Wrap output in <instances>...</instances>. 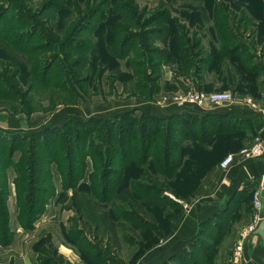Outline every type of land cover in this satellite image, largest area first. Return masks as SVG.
I'll list each match as a JSON object with an SVG mask.
<instances>
[{"label": "rangeland", "instance_id": "1", "mask_svg": "<svg viewBox=\"0 0 264 264\" xmlns=\"http://www.w3.org/2000/svg\"><path fill=\"white\" fill-rule=\"evenodd\" d=\"M88 1L93 2L60 0L33 15L42 25L38 30L26 29L25 42L44 41L42 33L48 28L55 39L48 42L45 53L56 52L59 57L50 61L48 85L37 84L32 90L29 58L12 39L16 33L10 28L12 21L33 25L26 11L43 10V0H13L1 14L0 143L9 142L14 134L23 140L49 128L43 139L54 140L66 132V125L69 131L75 128L82 133L103 128L105 122L98 120L107 119L115 120L119 137L126 121L120 114L145 113L155 117L152 125L172 126L179 141L171 147L172 169L161 173L149 159L144 166H129L127 173L119 170L117 181L157 187L154 192L164 191L168 199L153 202L122 189L116 202H98L85 187L93 170L89 155L84 158V174L70 189L63 188L57 163L52 162L48 176L52 196L28 229L17 219L13 169L8 167L4 176L0 170V183L7 182L3 192L13 233L10 244L0 245V264H25L30 259L34 264H142L148 249L168 240L180 219L201 208L209 216L198 222L183 249L159 264H235L239 234L254 223L255 190L235 187L220 202L214 195L211 198L205 183L214 169L223 170L219 163L225 155L254 140L255 119L230 114L239 120V127L224 136L218 122L230 118L211 113L226 112L211 111L212 104L202 111L191 102L180 107L177 99L196 90L230 91L264 108V0H122L119 4L109 0L75 27L72 20L84 12ZM19 151L12 154L14 159ZM83 156L78 157V166ZM40 163L49 164L44 159ZM214 201L218 206L213 211ZM242 212L250 213L248 220H242ZM75 228L85 238L73 234ZM84 241L102 247L101 261L91 262L98 251L88 249Z\"/></svg>", "mask_w": 264, "mask_h": 264}, {"label": "trees", "instance_id": "2", "mask_svg": "<svg viewBox=\"0 0 264 264\" xmlns=\"http://www.w3.org/2000/svg\"><path fill=\"white\" fill-rule=\"evenodd\" d=\"M59 1L60 0H43L42 6H44V9L41 11H32L28 8L26 12L27 14H31L28 18H33V25L12 21L14 24L11 25L10 32L14 31L16 36L14 37L13 35V37H9L17 41L20 50L29 58L33 71L32 77L29 78L30 90L37 84H42L43 87L48 85L46 73L49 65H51L50 61L58 58L59 54L56 52L53 53V55L51 53H45L48 42L51 44L55 39V35H52L50 29H44V33H42V37L44 38V41H42L43 43H36L37 41L33 43L25 42L28 31H24L26 29L38 30L37 27L39 25L41 26L42 23L35 19L33 15H39L51 6H56L59 4ZM120 1L122 0H118L117 3L119 4ZM108 2L109 0H93L92 3L88 1V6L84 12L80 13L72 20L74 26L76 27L79 23L82 24L83 21L87 22L89 16L99 12L100 8ZM11 3H13V0H0V17ZM123 5L125 7L128 6L125 3H123ZM133 12L134 14L138 13L135 10ZM141 20L142 22H147V18H142ZM261 34H263V31ZM8 35H6V37ZM19 37H21V39ZM5 92L9 94V91ZM1 94H3V89L1 90ZM120 115L122 118L125 117L126 121L125 128L121 129V135H119V137L115 132L117 129L115 127V120L107 119L98 120L100 122H105L103 128L99 127V129H95L93 127L90 128L91 131H82V133L80 131H74L76 130L75 128L73 131H69V125H66V132L59 133V136L54 140H50L49 138L43 139L44 137L42 135L51 132L49 128L42 132H34L29 136H23V140H28L27 143L19 139V136L16 134L8 139L9 142L2 141V143H0V170L4 176L8 167L13 169L17 219L23 228L31 229L33 227L36 218L43 211L48 198L52 196L53 186L50 179H48V176L52 172V162L57 163L58 172L62 175L63 188L70 189L76 187L78 180L84 174V158L89 155L93 162V170L89 174L88 186L85 187H88L90 196L98 202H116L122 189L141 194L142 198L145 196L147 200L153 202L157 200L164 202L168 199L165 194L163 195L164 191L154 192L157 187L148 188L137 185L134 184V180L130 183L126 182L121 184L117 181V176L120 173L119 170H121L122 173H127L126 171L129 166H144L149 159L153 160V164L158 168L159 172L165 174L170 172L173 160L171 147L177 145L179 142L178 139L174 137L172 126L170 124L163 125L162 127L152 125L155 117L145 113H142L140 117L129 112ZM211 116H225L230 118L228 122L223 120H221L222 122H218V124H222L219 128L224 129V136L227 132H233L239 127V120L232 118L229 113H211ZM72 123L77 124L78 122L72 121ZM138 126L140 127L139 129H137ZM42 140H46L45 143H41L40 141ZM241 148L242 147H239L235 151ZM16 149H20V151L18 158L14 159L12 154ZM80 155H84L82 157L83 163L78 166L77 160ZM42 159L48 161V166L42 167L40 163ZM120 160L123 161V164L121 163L122 165H118V161ZM114 175L116 177L112 179ZM151 180V178H147L146 181L151 182ZM6 183L7 182L4 184L0 183V245L10 244L13 235L9 227L10 218L7 198L4 196L3 192V185L7 188ZM126 193H128V191H126ZM128 195L130 194L128 193ZM76 197V192H74L71 196V200L75 202ZM73 225L76 226L75 223H73ZM75 233H77L79 238H85L80 229L75 228L73 234ZM73 234L71 235V233H69V239L72 238ZM84 242L87 243L88 249L96 248L98 251L92 259L90 258L91 262L94 263L92 260L101 261L100 255H102V247L94 242ZM73 243L74 245L78 244L75 240Z\"/></svg>", "mask_w": 264, "mask_h": 264}, {"label": "crops", "instance_id": "3", "mask_svg": "<svg viewBox=\"0 0 264 264\" xmlns=\"http://www.w3.org/2000/svg\"><path fill=\"white\" fill-rule=\"evenodd\" d=\"M193 108L202 111L204 107L197 105ZM261 109L262 107L253 108L248 104L224 103L215 105L211 108V111L220 113L226 112L238 117L247 116V118H253L255 119V131L264 135V115ZM205 184L207 185L206 191L209 190L208 193L211 192V198L214 195L220 202L225 201L231 195L235 187L241 189L245 186V189L249 191L256 189L260 190L262 213L264 214V152L260 156L254 158L237 157L227 168L223 170L214 169L207 176ZM205 193V190L201 191L202 195H205ZM216 203L217 202L214 201L213 204H211L213 205V211L216 206H218ZM190 212L191 213H188L178 221L172 236L168 240H164L144 253L142 264H159L170 254L183 249L188 243V240L194 235L198 222L207 218L210 214L208 210L202 208ZM241 216L243 218L242 220L246 221L249 219L250 213L242 212ZM241 263L264 264V243L258 235L253 234L246 242ZM18 264L23 263L20 262ZM25 264L34 263L32 259H30L29 263Z\"/></svg>", "mask_w": 264, "mask_h": 264}, {"label": "built area", "instance_id": "4", "mask_svg": "<svg viewBox=\"0 0 264 264\" xmlns=\"http://www.w3.org/2000/svg\"><path fill=\"white\" fill-rule=\"evenodd\" d=\"M178 106L183 107L184 103L191 102L194 105H198L200 107H204L208 104L219 105L224 103H241L248 104L253 108H261L260 105H257L250 97L241 98L238 94L227 91V92H205L203 90H196L192 92L184 93L178 99ZM243 101L245 103H243ZM262 114L264 115V108L261 109ZM264 152V135L258 133L254 140L239 149L237 152L228 153L225 157L220 161L219 167L222 169L227 168L231 165L237 157L240 158H254L260 156ZM260 190L256 189L253 197V207H254V215L253 221L254 223L250 224L246 228H244L240 234L238 241L235 245V249L233 252V259L235 264H239L242 259L244 245L247 239V235L249 233L254 234V231L262 219V201Z\"/></svg>", "mask_w": 264, "mask_h": 264}, {"label": "water", "instance_id": "5", "mask_svg": "<svg viewBox=\"0 0 264 264\" xmlns=\"http://www.w3.org/2000/svg\"><path fill=\"white\" fill-rule=\"evenodd\" d=\"M254 233L258 235L261 241L264 243V218L259 221Z\"/></svg>", "mask_w": 264, "mask_h": 264}]
</instances>
